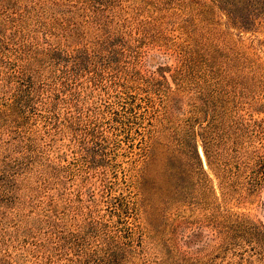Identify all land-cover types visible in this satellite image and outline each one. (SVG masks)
<instances>
[{"label": "rangeland", "instance_id": "rangeland-1", "mask_svg": "<svg viewBox=\"0 0 264 264\" xmlns=\"http://www.w3.org/2000/svg\"><path fill=\"white\" fill-rule=\"evenodd\" d=\"M119 84L151 158L102 180L83 130ZM0 264H264V0H0Z\"/></svg>", "mask_w": 264, "mask_h": 264}, {"label": "trees", "instance_id": "trees-1", "mask_svg": "<svg viewBox=\"0 0 264 264\" xmlns=\"http://www.w3.org/2000/svg\"><path fill=\"white\" fill-rule=\"evenodd\" d=\"M88 58L89 57L72 55L70 53L52 57L54 64H58L62 69L60 84L71 98L80 95V88L83 86L81 76L88 71L92 72L91 67L93 63L90 62V58ZM125 89L126 86H124V84H119L114 94H110L113 95L112 100H104L105 102L102 104V110L105 112L104 119L100 122H92L93 126L89 125L86 127L85 131L83 130L84 135L81 142L83 155L94 167L96 166L104 170H102L104 174L102 180L108 172V168L102 167L104 165L103 162L108 161V163H112L110 161L116 156V152L113 151L115 146L121 148L123 144L127 145L128 149L126 150H128L130 159L134 163L135 168L141 163L146 164L151 158V145L147 144L143 146L146 134L141 132L140 128L134 127L138 118L134 106L129 102L130 96H126L127 92ZM67 119L69 121L67 123H70L69 119H71V116H67ZM81 125L85 124L82 122ZM95 172L97 171L95 170ZM115 174L116 177H118L119 170H117ZM130 176L136 177V175ZM142 179L143 178H141V180ZM141 180H139V182ZM103 182L104 181H102L104 189L101 190L102 193L100 197L103 205H106L104 209L113 217H117V222L125 226L129 220L133 219L131 217L134 212L130 205L135 206V197L133 201L127 199L125 202L126 197L124 195L117 196L112 194L111 188L114 182ZM124 182L126 181L124 180ZM131 184L133 185L134 181H131ZM131 184H127V186H131Z\"/></svg>", "mask_w": 264, "mask_h": 264}]
</instances>
